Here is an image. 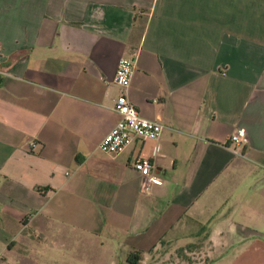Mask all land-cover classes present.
I'll return each instance as SVG.
<instances>
[{"label":"crops","instance_id":"1","mask_svg":"<svg viewBox=\"0 0 264 264\" xmlns=\"http://www.w3.org/2000/svg\"><path fill=\"white\" fill-rule=\"evenodd\" d=\"M121 57L129 100L165 127L111 154ZM136 157L160 189L140 190ZM132 251L264 264V0H0V264Z\"/></svg>","mask_w":264,"mask_h":264},{"label":"built area","instance_id":"2","mask_svg":"<svg viewBox=\"0 0 264 264\" xmlns=\"http://www.w3.org/2000/svg\"><path fill=\"white\" fill-rule=\"evenodd\" d=\"M134 70V57H121L118 60L114 81L119 86V93L114 101L113 109L120 115V118L98 145L104 153H120L136 139L157 140L165 127V124L159 120L142 117L129 100L127 89ZM247 142L245 130L237 128L231 133L227 145L233 153L243 155L242 149ZM34 146L35 142L31 141L30 147ZM132 167L140 173V190L155 191L162 187L163 177L155 171L154 161L147 157H136L132 160Z\"/></svg>","mask_w":264,"mask_h":264},{"label":"trees","instance_id":"3","mask_svg":"<svg viewBox=\"0 0 264 264\" xmlns=\"http://www.w3.org/2000/svg\"><path fill=\"white\" fill-rule=\"evenodd\" d=\"M140 253L138 251H132L128 255V262H131L132 264H136L140 260Z\"/></svg>","mask_w":264,"mask_h":264}]
</instances>
